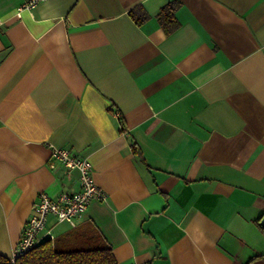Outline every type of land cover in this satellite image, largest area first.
<instances>
[{"label":"crops","instance_id":"obj_1","mask_svg":"<svg viewBox=\"0 0 264 264\" xmlns=\"http://www.w3.org/2000/svg\"><path fill=\"white\" fill-rule=\"evenodd\" d=\"M22 1L0 0V254L38 194L79 189L56 145L107 194L71 229L116 264H264V0H176L172 33L174 0Z\"/></svg>","mask_w":264,"mask_h":264},{"label":"built area","instance_id":"obj_2","mask_svg":"<svg viewBox=\"0 0 264 264\" xmlns=\"http://www.w3.org/2000/svg\"><path fill=\"white\" fill-rule=\"evenodd\" d=\"M42 1L44 0H23L17 8L16 16L20 17L24 11H32ZM51 157L58 160L67 170L75 169L78 172L79 189L61 192L56 197L45 192L38 194L20 239L13 249L11 259L30 250L41 240L40 234L45 230L50 215L73 227L76 217L87 209L92 200L105 201L107 198L106 192L94 181L93 166L88 158L80 157L56 145L52 146ZM46 238L53 240L55 237L50 230H47Z\"/></svg>","mask_w":264,"mask_h":264},{"label":"trees","instance_id":"obj_3","mask_svg":"<svg viewBox=\"0 0 264 264\" xmlns=\"http://www.w3.org/2000/svg\"><path fill=\"white\" fill-rule=\"evenodd\" d=\"M179 2L174 0L156 13L159 23L167 33L175 31L179 24L175 11ZM137 23L149 15L141 8L131 11ZM136 152V149L134 148ZM0 264H116L111 246L93 225L74 227L53 240H40L33 248L15 257L0 254Z\"/></svg>","mask_w":264,"mask_h":264},{"label":"rangeland","instance_id":"obj_4","mask_svg":"<svg viewBox=\"0 0 264 264\" xmlns=\"http://www.w3.org/2000/svg\"><path fill=\"white\" fill-rule=\"evenodd\" d=\"M72 227L70 226V225H66V228L65 229H67L66 231H68V230H70ZM60 234H62L61 232H56L55 234H54V237H56V236H59Z\"/></svg>","mask_w":264,"mask_h":264},{"label":"water","instance_id":"obj_5","mask_svg":"<svg viewBox=\"0 0 264 264\" xmlns=\"http://www.w3.org/2000/svg\"><path fill=\"white\" fill-rule=\"evenodd\" d=\"M260 225H261L262 227H264V216H262L261 219H260Z\"/></svg>","mask_w":264,"mask_h":264}]
</instances>
